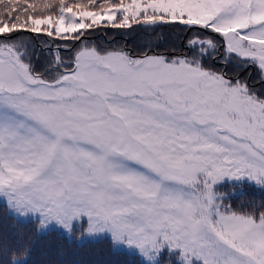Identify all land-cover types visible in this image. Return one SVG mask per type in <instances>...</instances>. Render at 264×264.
Returning <instances> with one entry per match:
<instances>
[{
    "label": "snow or ice",
    "instance_id": "snow-or-ice-1",
    "mask_svg": "<svg viewBox=\"0 0 264 264\" xmlns=\"http://www.w3.org/2000/svg\"><path fill=\"white\" fill-rule=\"evenodd\" d=\"M97 3L58 0L54 12L55 0H25L0 17V200L38 232L108 235L142 264L165 254L177 264H264V210H233L220 191L264 187V95L205 65L215 39L190 38L171 56L84 45L69 64L56 51L37 72L35 49L17 37L80 41L105 22H179L220 34L225 68L235 54L258 65L264 84V0ZM0 248L12 251L7 264H25L15 251H30Z\"/></svg>",
    "mask_w": 264,
    "mask_h": 264
},
{
    "label": "trees",
    "instance_id": "trees-1",
    "mask_svg": "<svg viewBox=\"0 0 264 264\" xmlns=\"http://www.w3.org/2000/svg\"><path fill=\"white\" fill-rule=\"evenodd\" d=\"M27 2L36 3L42 7L43 3L53 2V0H27ZM87 2L88 0H66L68 4H87ZM102 2L104 0H98L97 8L92 10H98L99 3ZM110 2H118V0H110ZM24 3L25 0H0V17L7 19L6 16H3L4 13L9 12L13 7H21ZM54 12H58V0H55ZM37 14L49 13L38 12ZM83 31L87 39L82 37L80 41L62 40L55 36L49 37L43 32L30 33L26 30H21L17 37L28 42L30 52L35 49L38 58L33 56L32 59L37 72L44 70L47 60L55 55L56 51H59L65 63L69 64L75 52L89 41L93 42V46L100 50L123 49L133 56H141L144 53L149 55L163 53L171 56L187 51L191 46L186 47L185 44L190 38L205 35L211 36L220 45L219 50L212 54L213 57L221 51L220 58L224 57L223 37L212 33L210 29L202 30L200 26H185L179 22L151 26L133 23L131 28H113L105 22L100 26H93V28ZM51 40L59 49L52 50L46 46ZM66 44L70 47L65 48ZM244 61L243 58L238 59L235 54H231L225 71L229 77L238 75L240 80L246 81L258 92L260 90L261 95H264L261 70L257 64L253 63L251 66H247ZM204 63L217 71H223L225 68L213 58H205ZM220 191L230 193L225 204H230L233 210L250 211L253 207L257 210H264L261 209V205H264V187L250 182L239 185L228 182L223 185ZM22 236L24 237L23 241L21 240ZM0 243L13 251L18 249L21 243L30 248L26 255L23 252L15 251V254L22 258L25 264H142V259L138 254L115 248L108 237L79 242L75 237H69L58 229L38 232L35 221L21 220L9 214L5 203H0ZM0 253H2L0 261L7 264L12 251L0 248ZM171 261L173 264L178 262L174 257ZM171 261L170 257L165 254L163 264H168Z\"/></svg>",
    "mask_w": 264,
    "mask_h": 264
},
{
    "label": "rangeland",
    "instance_id": "rangeland-1",
    "mask_svg": "<svg viewBox=\"0 0 264 264\" xmlns=\"http://www.w3.org/2000/svg\"><path fill=\"white\" fill-rule=\"evenodd\" d=\"M126 3H127V2H126ZM198 36H200L201 38L209 37V36H205V35H204V36H203V35H198ZM93 44H94V43H93V42H90V41L84 43V45H87V46H89V47H92ZM84 45H83V46H84ZM46 46H49L52 50H57V49H59V47H56V46H55L53 40H51L50 43L46 44ZM185 46L187 47V46H189V45L186 43ZM185 50H186V49H185ZM183 52H187V51H183ZM221 55H222V51H221L220 53H218V54L215 55V57H216L215 60L217 61V63H221L222 65H224V64H223L224 57L221 59V58H220ZM244 60H245V59H243V61H244ZM244 62H246L247 66H251V65L253 64L251 61H247V60L244 61ZM241 81H244V80L241 79ZM259 93L262 94L260 90H259ZM0 203H5V202H4L3 200H0ZM17 218H18V217H17ZM18 219H21V220H29V219H27V218H18ZM83 226H84L85 228L87 227L86 219H85V222H84V225H83ZM49 229H58L60 232L66 234V235L69 236V237H75L76 240L79 241V242H82V241L87 240V239H97V238H100V237H108V238H110V236H108V235H103V234L98 235V236H89V235L81 236V232H80V230H77V231H75V232L69 234L68 232H66V231H64V230H62V229H59V228H49ZM49 229H47V230H49ZM47 230H45V231H47ZM45 231H39V232H45ZM114 247L117 248V249H121V250H125V251L131 252V253H135L134 251L129 250L127 247H116V246H114ZM173 257H174V259H175L176 261L179 260V257H178V256H172V257H170V261H171V259H173ZM140 258L142 259V257H140ZM168 264H173V263H172V261H171V262H168Z\"/></svg>",
    "mask_w": 264,
    "mask_h": 264
}]
</instances>
